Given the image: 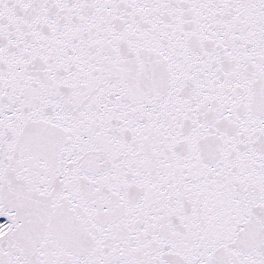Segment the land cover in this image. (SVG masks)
<instances>
[{
	"label": "snow or ice",
	"instance_id": "1",
	"mask_svg": "<svg viewBox=\"0 0 264 264\" xmlns=\"http://www.w3.org/2000/svg\"><path fill=\"white\" fill-rule=\"evenodd\" d=\"M0 264H264V0H0Z\"/></svg>",
	"mask_w": 264,
	"mask_h": 264
}]
</instances>
